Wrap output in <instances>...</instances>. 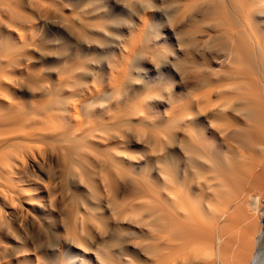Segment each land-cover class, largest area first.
<instances>
[{
  "label": "bare ground",
  "instance_id": "bare-ground-1",
  "mask_svg": "<svg viewBox=\"0 0 264 264\" xmlns=\"http://www.w3.org/2000/svg\"><path fill=\"white\" fill-rule=\"evenodd\" d=\"M118 1L0 0V264H264V0Z\"/></svg>",
  "mask_w": 264,
  "mask_h": 264
},
{
  "label": "rangeland",
  "instance_id": "rangeland-1",
  "mask_svg": "<svg viewBox=\"0 0 264 264\" xmlns=\"http://www.w3.org/2000/svg\"><path fill=\"white\" fill-rule=\"evenodd\" d=\"M137 1L138 0H130V4L131 3L135 4ZM144 1H145L144 5L141 7V9L144 7L150 6L153 8L154 11L162 12L160 13L158 17H156V23H158V26L167 22L168 15H166L165 13V10H167L166 3L162 2L161 0H144ZM126 3L124 0H119L118 3H116L117 5L115 6V9L121 14V16H123V18L125 17L128 18L127 17L128 11L126 10ZM133 19H136V18L134 17ZM160 22L161 24H159ZM150 23H151V19H150V22H148V25L145 29V33L148 31L150 27ZM140 48H144V45H142ZM170 48H173V47H170ZM94 55L97 58H100L102 57V52L98 50L96 51ZM138 60L139 62H137L135 65H141L142 67H144V69L147 72H151V74L153 75L156 74L155 69L157 68L158 62L153 61L149 56H141V54L138 55ZM165 76L167 75L165 74ZM175 78H176L175 82H177L178 77L176 75H175ZM156 82H158V79H156ZM174 86L176 85L174 84ZM88 202L91 203V201L89 200ZM88 226H90V224H88ZM77 232L81 235V238L84 239V243H82L81 245H78L76 241L75 242L69 241L67 247L64 250H67L68 252L73 253L76 256L74 260L77 261V263L101 264L99 260L97 259V257L99 254H101L104 251L103 246L97 240H89L88 236L85 235L84 232H81V230ZM55 236L56 235L54 234V236L52 237L54 238ZM106 259L110 261V256H107Z\"/></svg>",
  "mask_w": 264,
  "mask_h": 264
}]
</instances>
